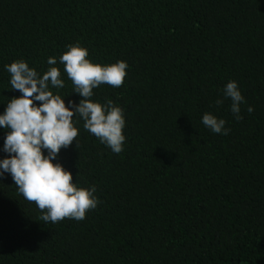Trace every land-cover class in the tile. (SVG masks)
<instances>
[{
    "label": "trees",
    "instance_id": "1",
    "mask_svg": "<svg viewBox=\"0 0 264 264\" xmlns=\"http://www.w3.org/2000/svg\"><path fill=\"white\" fill-rule=\"evenodd\" d=\"M77 42L94 64L128 65L122 87L91 97L123 109L124 150L73 118L79 136L53 163L96 187L79 222L40 221L0 177V264H264V0H0V114L21 95L4 67L15 60L42 75L56 57L64 87L50 91L78 104L58 60ZM229 81L239 121L230 99L215 104Z\"/></svg>",
    "mask_w": 264,
    "mask_h": 264
},
{
    "label": "clouds",
    "instance_id": "2",
    "mask_svg": "<svg viewBox=\"0 0 264 264\" xmlns=\"http://www.w3.org/2000/svg\"><path fill=\"white\" fill-rule=\"evenodd\" d=\"M66 47L58 60L72 83V93L81 97L79 103L70 100L66 106L63 97L50 91L64 87L60 69L53 66L57 64L56 57L47 59L50 67L42 75L24 60H15L4 67L10 74V89L21 95L8 100L0 114V128L8 130L3 142L8 156L0 160V177L10 174L18 194L35 203L41 213L39 220L53 224L66 218L82 221L99 203L94 185L87 189L77 187L72 173L60 163H53L60 150L68 148L79 136L73 118L78 115L84 121L83 128L113 153H121L125 142L123 109L110 99L101 104L91 97L93 90L103 84L122 87L127 63L94 64L87 59L88 50L78 42ZM222 91L223 99H217L215 104L220 106L224 99H230V111L239 121L240 105L245 100L237 83L229 81ZM247 111L251 113L253 108L248 107ZM201 120L213 133L227 135L230 131L224 119L210 113H204Z\"/></svg>",
    "mask_w": 264,
    "mask_h": 264
}]
</instances>
